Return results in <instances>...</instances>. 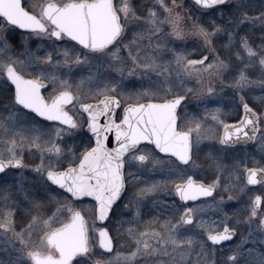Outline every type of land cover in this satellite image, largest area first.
<instances>
[{"label":"snow or ice","instance_id":"snow-or-ice-1","mask_svg":"<svg viewBox=\"0 0 264 264\" xmlns=\"http://www.w3.org/2000/svg\"><path fill=\"white\" fill-rule=\"evenodd\" d=\"M257 185L264 0H0V264H264Z\"/></svg>","mask_w":264,"mask_h":264},{"label":"flooded vegetation","instance_id":"flooded-vegetation-1","mask_svg":"<svg viewBox=\"0 0 264 264\" xmlns=\"http://www.w3.org/2000/svg\"><path fill=\"white\" fill-rule=\"evenodd\" d=\"M39 2H40V0H23V3L25 4L26 8H28L30 3L38 4ZM137 2L140 3V4H144V2L141 1V0H137ZM29 10H31V9L29 8ZM17 31H20V30H17ZM35 46H36L35 44L32 45L33 48H35ZM50 92H51V86H49L47 91L42 90V94L45 95V96L49 95ZM256 94L259 95V91L258 90H257ZM249 102L253 103L251 97L249 99ZM192 106H193L192 108L195 107L194 104ZM216 106H218V105H215V104L209 105L210 108H214ZM222 106L223 105H221V107ZM222 110L224 112L223 119L225 120L226 123L234 124V123H236L238 121L239 115H238L237 110H236L235 107H227V108L226 107H222ZM121 111H122V109H121ZM201 114H202V110H201ZM241 114H242V112H241ZM207 151H208V149L205 148V152L201 154V159H203V156L206 154ZM26 162L29 163V164L39 163L38 155L36 157H32V156L27 157ZM249 187H251L253 189V191L251 193L253 196H254V194L255 195H259V194H257L258 193L257 188L259 187V185H257V186H249ZM245 200H247V197H245ZM226 210L229 211V212L231 211V209H226ZM18 219H19V217H18ZM25 222H26V218H25Z\"/></svg>","mask_w":264,"mask_h":264},{"label":"rangeland","instance_id":"rangeland-1","mask_svg":"<svg viewBox=\"0 0 264 264\" xmlns=\"http://www.w3.org/2000/svg\"><path fill=\"white\" fill-rule=\"evenodd\" d=\"M169 2H170V0H169ZM179 2V1H178ZM151 3V2H150ZM192 47H193V40L190 38L188 41H187V48H188V50L189 51H191L192 50ZM194 83V82H193ZM137 86H138V83H137ZM190 107H193L192 105L190 106ZM216 107H221V105H218V106H216ZM223 107V106H222ZM221 107V108H222ZM257 190H258V193L257 194H262V193H264V188H261V186H259L258 188H257ZM130 191H131V189H130ZM255 195V194H254ZM151 206V202L149 201V207ZM145 219H146V216H145ZM118 243H120V242H118Z\"/></svg>","mask_w":264,"mask_h":264},{"label":"trees","instance_id":"trees-1","mask_svg":"<svg viewBox=\"0 0 264 264\" xmlns=\"http://www.w3.org/2000/svg\"><path fill=\"white\" fill-rule=\"evenodd\" d=\"M141 1H143L144 3H150L151 2V0H141ZM179 1V0H178ZM186 7H187V3H186V5H185ZM252 35H254V37H258L259 36V33H255V34H252ZM259 41L257 40V43H258ZM149 217L148 216H146V219H148ZM113 235H115V233H113Z\"/></svg>","mask_w":264,"mask_h":264}]
</instances>
